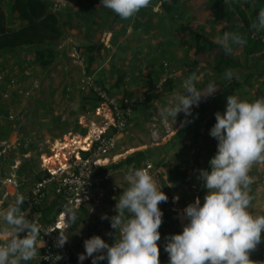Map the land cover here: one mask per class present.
I'll use <instances>...</instances> for the list:
<instances>
[{
	"label": "clouds",
	"instance_id": "obj_1",
	"mask_svg": "<svg viewBox=\"0 0 264 264\" xmlns=\"http://www.w3.org/2000/svg\"><path fill=\"white\" fill-rule=\"evenodd\" d=\"M100 4L121 19L130 20L148 8L151 0H100ZM251 28L264 30V8ZM217 42L230 55L234 47L245 45L247 40L240 32L232 31L217 37ZM233 76V70L225 72V79L231 81ZM235 78L239 80L238 75ZM198 82L195 72L183 80L184 92L160 109L163 120L171 117L175 123L183 112L184 127L190 122L193 106L198 107L202 98L218 91L214 81L205 90L197 88ZM215 119L210 136L218 141L217 152L209 160L210 171H199L208 191L203 203L197 197L183 210L181 215L187 223L182 232L166 237L168 264H264L251 258L264 243V215H253L249 210L253 200L249 173L254 165L264 164V97L248 101L228 95L226 111H217ZM126 179L128 187L119 195L116 214L111 218L106 213L101 215L102 220L110 219L115 231L108 235L114 237V242L109 244L100 235L85 239L80 261L92 257V264L105 259L107 264H161L158 242L163 212L159 205L167 202L168 196L146 168L129 169ZM173 200L178 201L179 196ZM25 202L24 194L18 193L14 203L0 213L2 230L9 233L0 241V264H26L40 254L41 226L28 218L22 207ZM76 218L75 209H70L65 226L58 229L57 246L67 243L66 229ZM117 231L118 239L114 236Z\"/></svg>",
	"mask_w": 264,
	"mask_h": 264
},
{
	"label": "crops",
	"instance_id": "obj_2",
	"mask_svg": "<svg viewBox=\"0 0 264 264\" xmlns=\"http://www.w3.org/2000/svg\"><path fill=\"white\" fill-rule=\"evenodd\" d=\"M182 3V0H178L174 3L172 12H168L161 5L160 0H151L150 6L142 9L134 18L123 20L110 9L103 7L100 0L94 1L92 5L89 0H69L59 12H56L62 34L43 44L54 47L56 62L63 71L62 76L58 74L57 68H52V71L47 73L51 65L46 66L40 63L32 50L34 46L26 49L24 47L2 49L0 53V113L5 119L0 126V137L13 141L15 151L11 149L7 159L0 163V168L10 170L12 163L17 159L32 161L29 159L31 157H28L31 151L19 152L21 143L18 139L36 138L41 135H31L28 131L29 125L35 127L39 120L50 122V126L54 127L47 134L50 140L56 139L61 134L66 135L76 127L77 124L70 118L71 111L64 115L68 118L66 121H58L59 114L66 106L65 101L72 102L74 105L79 104L80 107L90 105L86 101V96L92 97L91 101H94L92 93L80 90L79 83L88 74L94 75L117 98L126 96L125 92L135 98L142 90V86L144 87V84L156 75L159 76L158 73L163 65L169 63L175 77L173 76L174 79L170 80L162 90L166 95H176L178 65L195 61L197 56L195 33L199 31L207 33L205 22L211 21L210 12L197 19L190 15L189 8L183 13L182 19H179L178 10ZM2 6L8 26L17 27L24 23L18 13L13 11L12 0H2ZM32 90L36 92L35 97L33 96L31 103H26L23 97ZM44 96H50L51 113L48 112L47 115H45L47 103L43 100ZM54 96L62 98L55 100ZM146 101L138 103L137 106L144 105ZM25 110L27 113L28 110L33 112L34 121L29 122ZM9 114H13L14 118H9ZM137 118L136 113L132 114L127 127L130 126L132 130L138 122ZM124 133L125 131L117 135ZM126 133L128 136V132ZM59 141L58 139L55 142ZM204 162V158L196 154L192 160H186L182 156L178 163V176L181 178L177 194L180 200L177 201L178 216L175 215L176 212H173L176 208L175 202L172 201L174 195L169 194L171 202L159 205L163 212V223L159 229L161 239L158 242L161 264H168L169 261L168 253L164 250L166 237L182 232L183 206L194 202L192 197L188 196L191 174L193 178L200 179L199 171L203 169ZM22 168L23 174L28 179L34 177L31 171L32 162L26 163ZM253 188L254 185H250V195L253 200L249 210L253 215H264V180L256 189ZM207 191L206 189L205 194ZM98 193L99 199L93 205L72 208L76 211V217L81 215L78 223L77 218L72 223L70 231V238L75 244L78 243L77 238H83L92 231H108L106 226L110 223V219L102 220L101 215L106 213L111 218L116 214L111 209L115 208L116 192L111 191L107 186ZM44 204L48 206V214H52L53 196L49 195ZM88 209L94 210L95 214L83 217L82 210ZM180 210L182 211L179 212ZM82 225L87 226L85 234L78 232ZM2 228L3 221L0 220V230ZM251 258L264 261V243H261L258 251L252 253Z\"/></svg>",
	"mask_w": 264,
	"mask_h": 264
},
{
	"label": "rangeland",
	"instance_id": "obj_3",
	"mask_svg": "<svg viewBox=\"0 0 264 264\" xmlns=\"http://www.w3.org/2000/svg\"><path fill=\"white\" fill-rule=\"evenodd\" d=\"M233 1L242 4L247 10V12L250 14V9L247 6V2L249 0H232V2ZM182 2L183 3L180 5V9L178 10L179 19H182L183 13L188 10V8L190 10V15L193 16V18L195 17L197 19L202 18L207 12H210L211 18L209 19H211V21L206 20L205 22L207 25L205 27L207 33L201 31L196 33H201L203 36H208L218 45H220L217 42V37H221L224 32H227L224 28L225 23L218 22L214 18L211 10H204L206 0H182ZM192 10H196L197 16L193 14ZM204 11L205 13H203V16H200L201 14L199 13H202ZM258 32L264 33V30H260ZM203 42L208 45V42H206L205 39H203ZM23 47L26 49L31 46ZM218 53L223 54L224 57L233 58L234 61L237 63V66L227 68L222 71L213 67L211 62L214 60ZM260 54L261 51L249 54L245 51L243 46H236L234 47L232 54L228 55L225 54L222 47L215 46L214 48H209L208 45V47H205V49H203L199 54H197V61H193L192 63L189 62V64L186 65H178V91L176 92V95L184 92L182 82L193 72H195L199 78L197 88L205 90L209 82L214 81L218 89V91L213 96H209L206 99L202 98L198 107L193 106L192 115L188 117L189 121L191 120V117L195 114L204 113L205 115L204 120L198 122L196 125L189 126V122L184 127H181V122L185 119L183 112L178 114L175 123L171 117H169L168 120L165 121L160 116V109L162 107H166L169 102H174V97L176 96L169 94L166 95L162 90L165 85L169 84V81L162 82L160 80V77L165 72V66L162 67V69L159 71V76L156 75L157 77H153L149 82L144 84V87L142 86V90H140V92L135 98L132 97V95H128L129 93L125 92V95L128 98H134L137 99V101H140L138 100V98L140 97L144 88L149 87L151 85V88H154V91H152L149 97L150 99L145 98L140 101L144 102L148 99L146 103H144V105L134 106L133 114L136 113L138 115V118L136 120L138 122H136V126L133 127L132 130L131 128H129L130 126L123 129L121 132L125 131V133L117 135L115 137V144L112 147L110 153L108 154L109 159L111 160H109V162L108 160L103 162L106 165L105 169L111 172L114 182L119 185V191L115 193L114 197L115 204L117 200H119V195L121 194V192L128 187L126 177L128 175L129 169H137L144 162L151 161L154 164L155 168L153 169V175L158 180L159 185L163 186L162 189L168 196V201L163 203L164 205L171 202L169 194H172V196L178 194V184L180 183L181 179L178 176V163H180L182 156H184L186 160H192L193 156L199 154L200 157L204 158L205 160L203 169H207L209 160L212 158L213 148L218 144V141L210 136V129L216 122L215 112L212 109V105H219L222 108L223 113L226 111L228 95H235L241 100L248 101H254L256 98L264 97V61L261 58ZM56 59L57 58L55 54L53 61L50 64H47L51 65L47 73L49 74L52 71V68H57L59 71L58 74L62 76V68L58 66ZM229 69L233 70L234 72V76L231 81L225 79V72ZM236 75L239 76V80L235 78ZM174 77L171 80H173ZM40 87H42V85ZM80 90L82 89L80 88ZM35 91L37 90L35 89ZM35 94L36 92H33L32 90L29 94L23 97V100H25L26 103H31V101H33V98L35 97ZM126 96H123V98H125ZM53 98L55 100H58L62 97L54 96ZM91 99L92 97L86 96V101L87 103H90V105H83L81 107L79 104L74 105V103L72 102L65 101L66 106L63 108V111L59 114L58 121H66L68 118H66L64 115L69 114V111H71L70 115H72L70 118L77 125L76 127H74V129H72L70 133H67L66 135L61 134L57 136L58 139L64 140L74 138L76 135L81 134L82 136L87 133L88 126L86 124H81L79 122V118L83 113H85L87 117L93 116V114L89 113V111H91V109L93 108L95 101H91ZM43 100L45 103H47L45 104V115H47L48 112L51 113V108L49 107L50 96H44ZM25 113L27 114V119L29 120V122L35 120V115L33 114V112H30V110H28L27 113V110H25ZM96 119L99 120L98 117ZM50 124V122H41L39 120L35 127H30L29 125L28 131L31 135H41H38V137L36 138L31 137L30 139H18L21 143L19 152L31 151L29 152L28 157H31L29 159L32 160L31 162L33 165L39 162V155L41 153L44 152L49 154L52 151L51 147L53 145L54 139L50 140L49 136H47L48 132L54 129V127L50 126ZM186 129H189V131L191 130L189 134H187L188 132H186ZM113 131H116V129L113 128ZM126 132H128V136L126 135ZM173 142H176L177 145L173 146L172 148H169V145H171V143ZM13 150L15 151V148ZM136 151H143L147 157L141 162H122L130 154H133ZM38 169L39 168H34L32 172L37 173ZM38 173H43V170L39 169ZM249 175L252 177L253 180V183L251 185H254L253 189H256L259 184L264 180V164L254 165L250 170ZM169 184H172V186L169 187ZM204 191L205 190L203 188V182L200 179H195V177L193 178V174H191L190 191L188 193V196L192 197L193 200L199 197L201 203H203V198L205 196ZM0 194L2 195V190H0ZM188 204H185L183 206V209H185ZM174 205H176V208L174 211L171 208V211L176 212L175 215L178 216V202L174 203ZM111 209L112 212H115L114 207ZM181 211L182 210H180L179 212ZM2 212H4V210L0 207V213ZM82 212L83 217L84 215L88 217V214L89 216L95 214V211L92 209H88L87 211L82 210ZM80 217L81 215L77 217V223L79 222ZM86 227L87 226L84 225L80 226L78 232H84L85 234ZM106 229H108L110 233H114L115 231L111 228L110 223L108 224V226H106ZM114 236L118 237L119 232L117 231ZM81 238L82 237L77 238L76 241L80 242ZM110 239L112 240L114 239V237L110 236Z\"/></svg>",
	"mask_w": 264,
	"mask_h": 264
},
{
	"label": "built area",
	"instance_id": "obj_4",
	"mask_svg": "<svg viewBox=\"0 0 264 264\" xmlns=\"http://www.w3.org/2000/svg\"><path fill=\"white\" fill-rule=\"evenodd\" d=\"M69 0H50V8L54 12H59ZM165 72L160 77L162 82H168L175 75L171 64L165 63ZM82 91L90 92L93 95L95 104L89 113L93 116L87 117L85 113L79 118L81 124H86L89 141L84 144L69 141L72 139H59L61 144L57 145L54 139L51 147L52 151L41 153L39 162L32 164L34 168L43 170V173H34V177L28 179L23 174V165L31 162L21 159L15 160L10 170L0 168V197L1 209H7L9 204L14 203L18 193L24 194L26 202L22 206L28 218L41 226L40 233V254L26 264H92V257H87L83 261L79 260L81 253L85 251L84 241L93 235H100L109 244L114 242L110 239V231H92L81 238L80 242L73 243L70 238V227L66 233L69 235L67 243L57 246L59 230L66 224V215L72 208H81L85 205H93L99 199L98 191L104 187H109L112 191H119V185L114 182L111 172L105 169V160L108 162L112 147L115 144V137L123 129L127 128L134 111V106L145 98H149L154 88L151 86L144 88L140 97L117 98L112 95L108 88L103 85L94 75L88 74L82 78L80 83ZM99 118L97 120L96 118ZM9 118H14L9 114ZM5 117L0 113V126ZM113 128L116 131H113ZM116 132V133H115ZM85 134V135H86ZM81 136V134L76 135ZM83 136V135H82ZM74 137V136H73ZM62 145V146H61ZM14 142L8 138L0 137V163L7 159ZM54 157V162L48 159ZM107 163V162H106ZM135 166V165H134ZM133 167V166H132ZM138 168H146L154 174V164L151 161L144 162ZM137 168V169H138ZM53 196V211L48 214L46 198ZM177 196V195H175ZM172 197L173 202L174 201ZM187 219L181 220V230ZM50 232V233H46ZM9 233L0 230V241L7 238ZM116 239L119 238L115 237ZM97 264H107V260L98 261Z\"/></svg>",
	"mask_w": 264,
	"mask_h": 264
},
{
	"label": "trees",
	"instance_id": "obj_5",
	"mask_svg": "<svg viewBox=\"0 0 264 264\" xmlns=\"http://www.w3.org/2000/svg\"><path fill=\"white\" fill-rule=\"evenodd\" d=\"M94 1L96 0H89L90 5H92ZM177 1L178 0H160L161 5L168 12H172L174 3ZM49 6L50 0H12L13 11L18 13L19 18L23 20L24 23L17 27H10L6 23L5 11L2 6V0H0V53L1 50L5 48L34 46L33 51L40 63L44 65L50 64L55 56V49L51 45L43 44L49 40L58 38L62 34V30L58 23L56 12L51 10ZM247 6L250 9V14L242 4L234 1L232 2V0H206L204 10H211L214 18L218 22L225 23L224 28L227 32H240L247 40V43L243 45L245 51L249 54L261 51L260 56L264 61V33L251 28V24L256 20L259 10L264 8V0H249ZM192 12L197 16L196 10H192ZM203 13H205V11L199 13L201 14L200 16H203ZM195 37L197 41L196 54H199L205 47H208V45L209 48H214L215 46L221 47V45H218L208 36H203L201 33H196ZM203 39L208 42V45L202 42ZM195 61H197V57ZM211 64L221 71L237 66L233 58L224 57L221 53L216 55ZM212 109L215 113L217 111L222 113V108L217 104H213ZM204 116V113L193 115L188 125H196L198 122L204 120ZM190 131L186 129V132H188L187 134H189ZM176 142L171 143L169 148L177 145ZM216 152L217 145L213 148L212 157ZM146 157L143 151H136L122 162H141ZM207 169L210 171V164L207 165ZM203 188L206 190L204 186Z\"/></svg>",
	"mask_w": 264,
	"mask_h": 264
},
{
	"label": "bare ground",
	"instance_id": "obj_6",
	"mask_svg": "<svg viewBox=\"0 0 264 264\" xmlns=\"http://www.w3.org/2000/svg\"><path fill=\"white\" fill-rule=\"evenodd\" d=\"M89 135H83V136H75L74 138H69V139H72V140H69V141H74L73 139H75V142L76 143H81V144H84V142H87V141H89ZM61 141H59V142H57L56 144L57 145H59V144H61L60 143ZM62 146V145H61ZM46 156H49V155H46ZM48 159L49 160H51V162H54V157H52V158H49L48 157ZM105 161H107V159L105 160Z\"/></svg>",
	"mask_w": 264,
	"mask_h": 264
}]
</instances>
